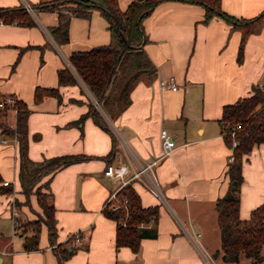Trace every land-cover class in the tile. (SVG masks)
<instances>
[{
	"label": "crops",
	"instance_id": "1",
	"mask_svg": "<svg viewBox=\"0 0 264 264\" xmlns=\"http://www.w3.org/2000/svg\"><path fill=\"white\" fill-rule=\"evenodd\" d=\"M49 1L53 0H0V7L32 6L28 12L34 20L30 26L0 23V98L13 95L29 109L32 160L75 153L89 157L41 178L52 193L55 243L41 223L38 249L25 251L20 221L31 219L39 207L33 194L26 197L21 192L16 139L0 129L1 184L8 181L12 187L11 192L0 193V264H58L53 247H70L69 236L76 231L82 243L62 264H236L222 258L217 221L216 201L228 187L230 155L218 119L225 104L250 95L253 86L264 85V25L246 36L238 59L239 27L217 16L205 21L199 3L158 2L142 18V47L156 67V76L138 80L129 105L114 120L103 113L115 137L108 157L110 132L90 116L78 122L94 97L67 64L72 51L109 42L108 21L99 8L88 17L73 15L69 40L59 45L49 31L57 24L58 13L34 7ZM130 1L117 0V6L123 10ZM220 7L236 18L250 19L262 12L264 0H220ZM64 68L75 76V83L59 84L58 72ZM170 75L178 88L160 89L157 79ZM36 87L57 88L59 96L46 94L35 101ZM15 114L7 110L6 122L12 127ZM161 129L175 140L169 157L159 158ZM155 159V177L149 171L129 183L143 206H157V219L148 225L156 228V236L142 238L136 251L116 248L117 224L103 208L120 182L105 175L104 169L108 164H126L131 174ZM242 175L239 217L247 219L252 209L264 204V143L244 156ZM239 262L252 264L243 254Z\"/></svg>",
	"mask_w": 264,
	"mask_h": 264
},
{
	"label": "trees",
	"instance_id": "2",
	"mask_svg": "<svg viewBox=\"0 0 264 264\" xmlns=\"http://www.w3.org/2000/svg\"><path fill=\"white\" fill-rule=\"evenodd\" d=\"M160 1L132 0L123 10L118 8L117 0H53L40 2L38 6H34L58 13L57 24L50 27L49 31L59 45L69 40V20L73 15L88 17L93 8H99L108 21L110 40L107 44L93 46L87 50H75L68 56L72 68L99 104L98 108L90 101L87 111L79 117L78 122L90 116L96 124L110 132L112 147L107 154L108 157L112 154L115 137L103 113L114 120L129 105L130 91L138 80L142 76L148 80L156 76V67L142 47L145 41L142 18ZM184 1L202 5L205 10V21L214 16L222 17L242 30L238 59L241 58L246 36L251 32L259 31L264 25V9L254 18L239 19L224 12L220 7V0ZM0 20L3 23L18 22L26 26L34 25L32 16L23 6L0 7ZM58 80L60 85L76 82L75 76L68 68L58 72ZM46 94L59 96L57 88L36 87L34 100L39 101ZM14 107L16 108L15 126L12 127L6 122L7 109L2 108L0 109V129L1 133L15 137L19 153L18 180L21 192L26 197L35 194L40 209L41 217L32 235L23 232L25 234L22 248L30 251L38 249L41 223L46 225L51 244L55 243L57 233L52 193L32 191L33 187L45 175L71 163L87 159L89 156L75 153L56 155L40 161L32 160L28 156L29 109L23 101H17ZM218 120L225 144L228 147L231 145V131L235 132L238 140L232 152L234 159L228 163L226 169L229 178L227 190L216 201L222 258L241 264L239 258L243 254L251 259L252 264L261 263L264 262L261 254L264 245V204L252 209L249 218L242 219L239 217V202L243 181V158L250 153L254 145L264 143V89L262 86H253L250 95L234 103L225 104ZM1 181L0 175V193L11 192V184H1ZM46 187L48 188L47 181ZM119 194L127 197V209L119 206L111 210L105 206L103 212L117 224L116 248L128 246L136 251L142 238L156 236V228L148 225L151 219L153 221L150 224L155 223L158 208L143 206L138 193L130 183L122 186ZM75 248L61 247V244L53 247L58 264H62L75 251Z\"/></svg>",
	"mask_w": 264,
	"mask_h": 264
},
{
	"label": "built area",
	"instance_id": "3",
	"mask_svg": "<svg viewBox=\"0 0 264 264\" xmlns=\"http://www.w3.org/2000/svg\"><path fill=\"white\" fill-rule=\"evenodd\" d=\"M25 8L27 11H32V6L30 5H26ZM0 23H3V21L0 20ZM67 64L68 66L69 65L71 66L70 62H68ZM157 83L160 89L176 90L178 88V84L173 75H170L165 78H158ZM262 88L264 89V85L262 86ZM16 102H17V98L13 95L2 97L0 98V109L6 108L16 113V108L14 107V104ZM93 103L95 104V106L99 107V104L95 99L93 100ZM230 135H231L232 140H231V145L229 147L230 149V155L228 157L229 162H231L234 159L232 152H233L234 147L238 144V140L235 137V132L231 131ZM160 139H161V143H160L161 155L159 158L171 156L173 150L176 147L174 138L167 132L166 129H161ZM1 141L5 142V139H2ZM158 159H155L147 164L138 166L135 170H133L131 174H129L130 171L126 164L106 165L104 169V174L110 177L118 178L120 185H119V188L112 191L108 195V197L106 198L104 207L106 206L111 210H115L119 206H123L125 209H127L128 199L126 196L119 194L120 188L124 186L125 184L129 183L131 179H134V178L140 179L143 174H147V172L149 171H151L152 176L155 177L154 173L152 172V167L154 166V164L157 163ZM3 184H8V181H3ZM12 214L13 216L17 215L15 211H13ZM152 221L153 219H151V222ZM196 236H199V233H197ZM69 239H71L72 241L70 248L78 247L82 243V239H81V235L79 231L73 232L69 236Z\"/></svg>",
	"mask_w": 264,
	"mask_h": 264
},
{
	"label": "rangeland",
	"instance_id": "4",
	"mask_svg": "<svg viewBox=\"0 0 264 264\" xmlns=\"http://www.w3.org/2000/svg\"><path fill=\"white\" fill-rule=\"evenodd\" d=\"M0 138H1V136H0ZM7 140H10V139L7 137ZM0 144H1V142H0ZM45 158H48V157H45ZM35 190L36 191H40L42 193H47L48 191H47V187H46V181H43V182H40L39 181L33 187V190L32 191H35ZM33 195L35 196V194H33ZM14 203L17 204V205H20V203H18L17 201H15ZM25 203L28 204V199H26ZM13 211H15V210H13ZM15 212L18 214L17 211H15ZM39 213H40V209H39V211L36 210L32 214V218L31 219L24 218V219H22V221H20L21 222V224H20V230L22 231V233L25 232L28 235H32L34 229L36 228V226L38 224L39 218L41 217V216H39ZM261 253L264 256V245L262 246ZM263 264H264V262H263Z\"/></svg>",
	"mask_w": 264,
	"mask_h": 264
}]
</instances>
